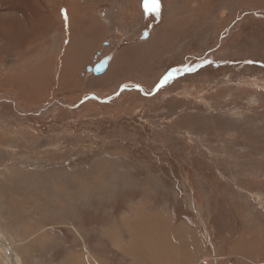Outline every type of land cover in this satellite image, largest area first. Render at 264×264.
<instances>
[{"label":"rangeland","instance_id":"rangeland-1","mask_svg":"<svg viewBox=\"0 0 264 264\" xmlns=\"http://www.w3.org/2000/svg\"><path fill=\"white\" fill-rule=\"evenodd\" d=\"M55 1L0 0V264H264V0Z\"/></svg>","mask_w":264,"mask_h":264},{"label":"bare ground","instance_id":"bare-ground-1","mask_svg":"<svg viewBox=\"0 0 264 264\" xmlns=\"http://www.w3.org/2000/svg\"><path fill=\"white\" fill-rule=\"evenodd\" d=\"M59 1V2H58ZM58 1H55L54 2V4L55 5H58L59 3H60V1L61 0H58ZM63 1V3L65 4V5H67V14L69 15V17H70V9H71V7L72 6H75V3L78 1V0H62ZM83 1V0H82ZM100 1V0H99ZM102 1V0H101ZM34 2H35V0H34ZM34 2H32V6L34 7V8H38V4L36 3H34ZM83 6H85V7H89L90 9H93V7H94V5H87L86 6V4H82ZM97 5V4H96ZM46 6V5H45ZM81 7V6H80ZM135 7L136 6H134V9H135ZM88 11V10H87ZM72 12V11H71ZM91 12V11H90ZM76 13V12H75ZM165 23H167V22H165ZM167 25H168V27H170V25L167 23ZM167 32V31H166ZM178 32V31H177ZM147 33V32H146ZM167 34V33H166ZM76 39V38H75ZM72 40V39H71ZM94 43V42H93ZM96 43V42H95ZM88 44V43H87ZM90 44V43H89ZM73 45H75V42L73 43ZM81 47V49H83L84 50V46L83 45H81L80 46ZM76 48V47H75ZM87 48V47H86ZM86 50V49H85ZM74 52H76V50L74 51ZM81 53H83V52H81ZM84 56V55H83ZM77 65V64H76ZM113 65V64H112ZM114 68V67H113ZM68 70V69H67ZM110 70V71H109ZM108 71L111 73V69H109ZM113 70V69H112ZM65 71V70H64ZM64 71H63V73H64ZM68 73V72H67ZM64 75H66V73L64 74ZM108 77H110V76H108ZM7 82V81H6ZM13 103H15L14 102V100H13ZM16 104V103H15ZM126 224V223H125ZM149 225H150V223H148ZM158 224H159V222H158ZM161 224V223H160ZM155 225V224H154ZM129 226V225H128ZM128 226H127V228H128ZM152 226H153V224H152ZM158 226V225H157ZM160 227H161V225H160ZM146 228V227H145ZM148 228V227H147ZM166 229H167V225H166V228L165 229H163V231H165V233L167 232L166 231ZM143 230V229H142ZM183 230V229H182ZM129 232L131 231V230H128ZM156 231V230H155ZM162 231V232H163ZM141 232V231H140ZM157 232V231H156ZM161 232V234L163 235V233ZM170 232V231H169ZM169 232H168V234H169ZM164 233V234H165ZM133 234V233H132ZM135 234V233H134ZM162 235H160V236H162ZM166 235V237H167V234H165ZM171 234H169L168 236H170ZM134 236V235H133ZM132 236V237H133ZM157 237H158V235H157ZM156 236H155V239L157 238ZM176 237H178V236H176ZM113 238V237H112ZM117 238V237H116ZM153 238V237H152ZM166 239H168V238H166ZM172 239H173V236H172ZM1 240V239H0ZM155 241H157V240H155ZM175 241H176V239H175ZM147 242V241H146ZM149 242H150V240H149ZM167 242V241H166ZM4 245L6 246L7 245V247H10L11 246V243H9L8 241H4ZM151 243V242H150ZM159 243H160V245H161V241H159ZM172 243H174V242H172ZM176 243V242H175ZM238 243V245L239 246H241V245H243L244 244V242H243V240H241V241H239V242H237ZM237 243L235 244V246L237 245ZM253 243V242H252ZM153 244V243H152ZM168 244L166 243V246H167ZM154 246V245H153ZM152 247V246H151ZM156 247V246H155ZM157 247H159L158 245H157ZM163 247V246H162ZM167 247H170V246H167ZM159 248H161V247H159ZM159 248H157V249H159ZM164 248V247H163ZM172 248V247H171ZM177 248H178V245H177ZM177 248H175L174 250H176L175 252H178L177 251ZM245 248V247H244ZM160 250V249H159ZM166 250V249H165ZM170 250V249H169ZM172 250V249H171ZM174 250H172V252L174 251ZM178 250H180V249H178ZM237 250V249H236ZM153 251H154V249H153ZM156 252H157V250H155ZM162 251V250H161ZM235 251V250H234ZM151 252V251H150ZM155 252V253H156ZM159 252V251H158ZM164 252V251H163ZM167 252V251H166ZM169 252H171V251H168V253ZM191 252V251H190ZM167 253V254H168ZM188 253V252H187ZM157 254H159V253H157ZM167 254L165 255V257L167 256ZM174 254H176V253H174ZM182 254V253H181ZM170 255V254H169ZM172 255H173V253H172ZM240 255V254H239ZM243 255V254H242ZM171 256V255H170ZM184 256V255H183ZM162 257H164V255L163 256H161L160 258H162ZM150 258V257H149ZM148 258V259H149ZM181 258V257H180ZM183 258V257H182ZM240 258V257H239ZM172 259V258H171ZM171 259H170V261H171ZM187 259V258H186ZM185 259V260H186ZM168 260H169V258H168ZM183 260H184V258H183ZM237 260V259H236ZM167 261V260H166ZM175 261V260H174ZM164 262V261H163ZM179 262H180V260H179ZM173 263V262H172ZM171 263V264H172ZM159 264V263H158ZM167 264V263H166ZM206 264H208V263H206Z\"/></svg>","mask_w":264,"mask_h":264},{"label":"snow or ice","instance_id":"snow-or-ice-1","mask_svg":"<svg viewBox=\"0 0 264 264\" xmlns=\"http://www.w3.org/2000/svg\"><path fill=\"white\" fill-rule=\"evenodd\" d=\"M144 7L147 11L154 12L156 16H159L160 14V3L159 0H145ZM189 71L191 69H188ZM178 71L177 69H172L167 74H165L161 80L160 83L157 84V88H160L164 84H166L173 76V73Z\"/></svg>","mask_w":264,"mask_h":264},{"label":"water","instance_id":"water-1","mask_svg":"<svg viewBox=\"0 0 264 264\" xmlns=\"http://www.w3.org/2000/svg\"><path fill=\"white\" fill-rule=\"evenodd\" d=\"M146 33V31H144ZM111 55L108 54L102 58H100L93 66H88L87 70L91 71L94 75L101 74L107 65V62H109Z\"/></svg>","mask_w":264,"mask_h":264},{"label":"crops","instance_id":"crops-1","mask_svg":"<svg viewBox=\"0 0 264 264\" xmlns=\"http://www.w3.org/2000/svg\"><path fill=\"white\" fill-rule=\"evenodd\" d=\"M42 4H43V3H42ZM38 7H39V6H38ZM40 8L44 9L43 7H41V5H40ZM68 45H70V42H69ZM110 58H111V57H110ZM242 230H243V229H242ZM239 237H240V235H237L236 238H235V240L238 239ZM235 240H232L231 244H229V245L227 246L228 249L226 250L225 253H227L228 255H223V258H224V259L226 258V259H228V260L231 261L232 256H234V258L239 257L238 252H237L235 249H231V246H232V244L234 243ZM234 250H235V251H234ZM260 250H261V249H260ZM260 250H257V255L260 253ZM231 263L238 264L239 262H235V260H234V261H231ZM195 264H198V263L196 262Z\"/></svg>","mask_w":264,"mask_h":264}]
</instances>
